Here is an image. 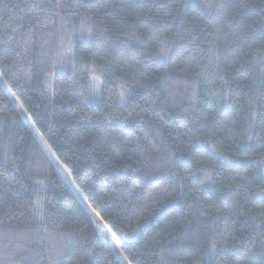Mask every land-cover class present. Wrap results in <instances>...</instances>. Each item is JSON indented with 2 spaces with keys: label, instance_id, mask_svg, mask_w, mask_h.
<instances>
[{
  "label": "trees",
  "instance_id": "trees-1",
  "mask_svg": "<svg viewBox=\"0 0 264 264\" xmlns=\"http://www.w3.org/2000/svg\"><path fill=\"white\" fill-rule=\"evenodd\" d=\"M0 77V264H123L53 159L129 264H264V0H0Z\"/></svg>",
  "mask_w": 264,
  "mask_h": 264
},
{
  "label": "bare ground",
  "instance_id": "bare-ground-1",
  "mask_svg": "<svg viewBox=\"0 0 264 264\" xmlns=\"http://www.w3.org/2000/svg\"><path fill=\"white\" fill-rule=\"evenodd\" d=\"M0 80H1V77H0ZM13 97V96H12ZM17 105L19 106L20 110L25 114V116L27 117L26 113L24 112V110H22V108L20 107L19 103H17ZM18 109V108H17ZM20 112V111H19ZM28 120V118H27ZM29 124V123H28ZM30 127V126H29ZM36 136V135H35ZM42 140V139H41ZM41 143V142H40ZM42 143H44L45 147L49 150L48 146L46 145V143L42 140ZM50 155L52 156V153L49 152ZM56 160V159H55ZM58 161V160H57ZM56 161V162H57ZM58 163V166H59V170L61 172V175L64 177V179L66 180L67 183L70 184V186L72 187L73 191L75 192V194L78 196V198L80 199V201L82 202V204L86 207V209L88 210V212L90 213L91 216H93L94 218V221L96 224H98L101 228V230H103V233L105 235H107L109 233V230L107 228V226L104 224L103 220L98 216V214L96 212H94L92 210V208L89 206L88 202L86 201V199L84 198V196L82 195V193L79 191V189L76 187V185L74 184L73 182V179H72V176L70 174V172L62 165L60 164L59 162ZM111 240V239H110ZM110 246H112V248L114 249V251L117 252V254L119 255L118 258H120V260L122 259V262L124 264H129L128 261L126 260V258L124 257L122 251L119 249V247L117 246V244L115 243L114 240H111V242H109ZM116 254V255H117ZM117 255V256H118Z\"/></svg>",
  "mask_w": 264,
  "mask_h": 264
},
{
  "label": "rangeland",
  "instance_id": "rangeland-1",
  "mask_svg": "<svg viewBox=\"0 0 264 264\" xmlns=\"http://www.w3.org/2000/svg\"><path fill=\"white\" fill-rule=\"evenodd\" d=\"M94 80H95V83H96V85H97V83H98V81H99V79H98V77L97 76H95L94 78H93ZM120 103L122 104V101H120ZM53 161H54V163H55V165H56V170H57V172H58V174H59V176L61 177V179L66 183V184H68L69 186H70V184L69 183H67L66 182V180L64 179V177L61 175V172H60V170H59V166H58V163L53 159ZM99 216V215H98ZM91 218H92V221H93V216H91ZM94 224H95V222H94ZM108 228V227H107ZM109 230V229H108ZM98 232H99V236H100V238L102 239V241L106 244V245H108L109 247H111L112 248V246H110L109 244V242H111V240H114V241H116L117 243H118V245H119V247H120V249H121V246H120V243H119V240H118V238H117V236L115 235V233L112 231V229L110 228V231H109V233L107 234V235H105L104 233H103V230H101V228L98 230ZM111 239V240H110ZM115 242V243H116ZM113 249V248H112ZM113 251H114V249H113ZM115 253L117 254V252L115 251ZM118 255V254H117ZM118 257H119V255H118ZM121 261H122V259H121ZM123 263V262H122ZM124 264V263H123Z\"/></svg>",
  "mask_w": 264,
  "mask_h": 264
},
{
  "label": "built area",
  "instance_id": "built-area-1",
  "mask_svg": "<svg viewBox=\"0 0 264 264\" xmlns=\"http://www.w3.org/2000/svg\"><path fill=\"white\" fill-rule=\"evenodd\" d=\"M93 222H95L94 219H93ZM103 222H104V221H103ZM104 224H105V223H104ZM105 225H106V224H105ZM106 226H108V225H106ZM95 227H96L97 232H98V230L100 229V226H99L98 224L95 223ZM108 227H109V226H108ZM109 228H110V227H109ZM98 234H99V232H98Z\"/></svg>",
  "mask_w": 264,
  "mask_h": 264
}]
</instances>
